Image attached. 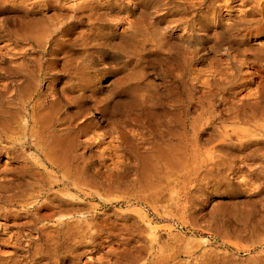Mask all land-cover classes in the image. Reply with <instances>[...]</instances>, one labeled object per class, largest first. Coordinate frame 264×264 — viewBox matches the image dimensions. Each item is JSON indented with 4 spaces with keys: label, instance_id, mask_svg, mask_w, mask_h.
I'll list each match as a JSON object with an SVG mask.
<instances>
[{
    "label": "bare ground",
    "instance_id": "1",
    "mask_svg": "<svg viewBox=\"0 0 264 264\" xmlns=\"http://www.w3.org/2000/svg\"><path fill=\"white\" fill-rule=\"evenodd\" d=\"M93 1L37 23L11 15L1 29L18 46L0 60V215L15 210L24 219L19 232H34L24 257L29 264H264L263 250L244 259L200 251L183 239H158L152 227L142 238L125 227L130 216L121 224L96 220L87 202L96 164L108 160L104 123L122 145L121 165L138 181L149 182L158 169L180 176L186 152L199 151L208 136V163L183 182H252L244 168L253 171L264 159L251 149L264 133L233 137L224 128L214 133V125L264 116V78L247 69L243 46L264 0H239V15L228 18L222 16L228 0ZM150 73L160 81H146ZM108 76L111 82L101 85ZM241 87H248V99ZM246 147L245 157L233 153ZM71 190L84 201H72ZM84 252L97 257L81 262Z\"/></svg>",
    "mask_w": 264,
    "mask_h": 264
},
{
    "label": "rangeland",
    "instance_id": "2",
    "mask_svg": "<svg viewBox=\"0 0 264 264\" xmlns=\"http://www.w3.org/2000/svg\"><path fill=\"white\" fill-rule=\"evenodd\" d=\"M197 1V0H193ZM248 0V3H254ZM15 2V3H14ZM22 2V7L18 6ZM16 7H11L12 4ZM96 3L93 0H9L0 2V60L14 52L18 44L6 37L5 25L11 15H23L27 21L39 22L54 16L69 14L72 9L84 8L87 4ZM6 4V5H4ZM242 6L239 0H228L226 7L222 8L225 18L239 15L238 7ZM15 9V11H12ZM23 9V10H22ZM123 17L122 13L118 15ZM258 22L249 27L248 40L243 45L248 48L245 58L250 65L247 69L257 71L264 78V13L256 16ZM123 27V26H120ZM5 35V37L3 36ZM17 51V50H16ZM243 59L242 56H239ZM227 63L230 60H226ZM223 64V68L227 65ZM247 64V65H248ZM113 76H108L101 83L108 84ZM146 81L159 82L156 74L150 73ZM254 87V86H253ZM240 97L248 99V87H241ZM122 99H125V96ZM100 114H96L98 117ZM226 129L235 137L236 134L248 138V134L264 133V116L256 115L245 118L237 125L232 123L214 125V133L219 134ZM102 145L105 149V165L96 164L99 173L93 174L87 186V202L91 215L96 220L110 218L115 223L121 224L122 216L131 217L126 223V228L142 238L147 236V228L152 227L157 232V238L168 242L178 238L182 241L192 242L194 249L220 250L234 254L238 258L250 256L264 251V159H259L253 171L244 168V176L252 179L250 184H213V181L201 183L183 182L189 171L198 165L207 164L206 151L210 144L206 143L208 136H202L200 150L187 151V166L182 174L165 169H158L149 182L138 181V176L129 167L121 165L123 148L112 132L108 123L102 125ZM212 131V130H211ZM213 132V131H212ZM262 141L264 135H261ZM3 146V145H1ZM258 149V154L264 153V142L256 143L251 149ZM98 151V148L94 147ZM248 147L235 148L233 153L245 157L251 152ZM27 154L34 156L33 151ZM109 154L112 159H109ZM248 159V158H247ZM5 156L2 155V163ZM120 164V168L114 169ZM242 163V162H241ZM109 169V170H108ZM236 181V180H234ZM238 181V180H237ZM72 201L83 202L82 192L69 191ZM80 217V214H76ZM24 219H19L15 210L10 214L0 215V258H19L20 264H29L24 257L29 234H34L30 229L19 232ZM141 233V234H140ZM103 238H97L100 242ZM130 245H134L132 242ZM250 248L245 253L244 248ZM264 253L260 252L259 254ZM97 254L84 252L81 262L93 259ZM36 264H43L37 262Z\"/></svg>",
    "mask_w": 264,
    "mask_h": 264
}]
</instances>
